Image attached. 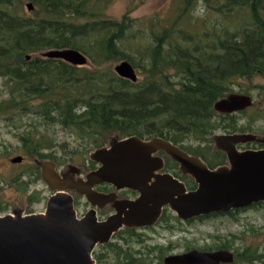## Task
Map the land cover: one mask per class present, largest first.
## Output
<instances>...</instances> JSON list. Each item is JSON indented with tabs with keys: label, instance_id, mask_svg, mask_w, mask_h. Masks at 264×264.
Returning <instances> with one entry per match:
<instances>
[{
	"label": "trees",
	"instance_id": "obj_1",
	"mask_svg": "<svg viewBox=\"0 0 264 264\" xmlns=\"http://www.w3.org/2000/svg\"><path fill=\"white\" fill-rule=\"evenodd\" d=\"M114 1L0 0V120L15 129L23 158L35 162L31 174L39 176L38 162H64L57 158L50 133L56 126L84 141L85 150L107 147L115 138H162L210 168L227 164L226 155L215 150L213 136L218 131L251 133L264 111L250 115L251 107L225 115L216 112L215 103L234 93L233 86L241 80L264 79V40L248 36L244 43L224 41V54L208 64L188 55L162 61L157 49L139 48L130 54L120 42L135 21L127 15L108 17ZM28 3L34 6L31 12ZM250 4L257 11L260 0ZM160 21L164 20L156 23ZM62 49L82 52L90 67L41 57ZM118 61L132 64L140 76L137 83L117 75L113 64ZM239 115L247 116L246 125L240 124ZM246 145L264 148L257 142ZM91 165L95 169V163ZM24 177L21 173L10 185L20 187ZM30 197L32 202L40 200ZM93 257L104 264L105 254L94 252ZM129 259L123 264L132 263ZM259 259L257 251L247 248L236 255L234 264Z\"/></svg>",
	"mask_w": 264,
	"mask_h": 264
},
{
	"label": "water",
	"instance_id": "obj_2",
	"mask_svg": "<svg viewBox=\"0 0 264 264\" xmlns=\"http://www.w3.org/2000/svg\"><path fill=\"white\" fill-rule=\"evenodd\" d=\"M29 12L34 10L27 4ZM41 57L62 60L76 67L90 64L89 58L74 49L49 50ZM31 57L28 56L29 60ZM121 78L137 83L138 72L128 61L115 66ZM254 106L250 95L233 93L218 100L215 110L220 114H233ZM215 150L227 157V164L210 168L198 156L184 151L162 138L143 140L131 136L115 138L109 146L90 153V160L98 168L85 178H62L51 163L38 162L43 179L55 190L45 213L0 216V264H97L95 249L108 244L115 234L128 227L155 225L165 208L180 220L186 221L215 213H228L264 204V148L240 150L249 143L264 145V136L251 133L216 134ZM164 152L179 163L180 170L190 175L197 188L188 191L184 183L171 174L159 173L164 161L155 157ZM24 161L22 156L11 160ZM49 162V161H48ZM73 168V174H78ZM110 184L117 190L129 189L140 195L136 200H118L114 195L100 193L96 187ZM67 191H74L93 206L79 219L74 199ZM112 204L116 214L99 221L95 207ZM230 251L188 253L169 256L167 264H222L233 263Z\"/></svg>",
	"mask_w": 264,
	"mask_h": 264
},
{
	"label": "rangeland",
	"instance_id": "obj_3",
	"mask_svg": "<svg viewBox=\"0 0 264 264\" xmlns=\"http://www.w3.org/2000/svg\"><path fill=\"white\" fill-rule=\"evenodd\" d=\"M251 1L115 0L108 8L107 15L112 19H122L127 15L135 21L120 42L121 48L127 53H134L139 48L157 49L162 61L171 62L188 55L208 64L224 54L221 47L224 41L244 43L248 36L264 40V0H260L257 11L252 9ZM157 19L164 21L156 23ZM176 21L181 22L178 24ZM120 62L114 63L113 67ZM232 89L234 93L247 94L253 98L254 106L249 110L250 115L264 111L263 78L241 80ZM239 117L241 125L248 123L247 116ZM254 128L251 133L263 135L264 118L257 121ZM50 133L56 140L57 158L64 162L44 163L53 164L62 178H85L94 168L91 165L94 162L90 160V153L94 150L82 149L85 142L59 126ZM216 134L224 132L218 131ZM193 145L197 147L198 143ZM210 146L214 150V143ZM247 147L255 148L253 145H243L239 149ZM17 156L25 157L16 131L9 123L0 120V205L5 208L0 216L14 215L15 211H21L24 215L45 213L48 200L56 191L41 177L42 167H38V177L31 174L36 167L33 160L24 159L22 163H12L11 160ZM73 168L79 170L78 174H73ZM21 173H25L24 183L20 187L10 185L12 179ZM67 193L74 198L79 215L91 210L85 198L74 191ZM30 196L39 198V202H32ZM109 212H112L111 209L106 208L103 215ZM111 243V247L105 248L106 245H102L95 249V252L105 254L104 264H123L126 262L124 259L130 256L129 261H135L136 264H158L159 260L163 263V258L171 253V244H175L176 253L190 248L213 251L225 246L237 255L251 248L257 251L260 259L238 264H264V204L236 211L232 215L212 216L192 223L179 222L169 211L154 227L127 231L114 237Z\"/></svg>",
	"mask_w": 264,
	"mask_h": 264
},
{
	"label": "flooded vegetation",
	"instance_id": "obj_4",
	"mask_svg": "<svg viewBox=\"0 0 264 264\" xmlns=\"http://www.w3.org/2000/svg\"><path fill=\"white\" fill-rule=\"evenodd\" d=\"M155 157H160L163 159L164 161V169L161 170L159 173L161 174H171L172 176H174L176 179H178L179 181H181L182 183H184L187 187V190L188 191H192V190H195L197 188V184L196 182L194 181V179L190 176V175H185L181 172L180 170V165L179 163L175 162L174 160H172L169 156H167L164 152H159L157 153L156 155H154ZM98 168V165L95 163V169ZM95 169H91L90 171H93ZM89 171V172H90ZM68 177V176H66ZM65 177V178H66ZM79 179V178H77ZM194 183L196 184L194 188H192L189 184L190 182L191 183ZM96 190L99 191L100 193H104V194H111V195H114L118 200H136L138 197H139V193L136 192V191H133V190H129V189H124V190H117L116 187H114L113 185H110V184H103L101 186H98L96 187ZM76 193V192H75ZM77 194V193H76ZM79 195V194H78ZM81 196V195H80ZM83 196H81L82 198ZM85 198V197H83ZM74 199V198H73ZM86 199V198H85ZM88 202V201H87ZM89 203V202H88ZM90 204V203H89ZM91 205V204H90ZM259 205H263L262 203H258V204H255L253 205V207L255 206H259ZM74 206L76 207V203H75V200H74ZM89 206V205H88ZM252 207V206H251ZM106 208H110L112 212H109L107 215H103V211L106 209ZM250 208V207H249ZM93 209V206L91 205V210ZM96 210V216L98 218L99 221H104V220H107L110 216L116 214V210L113 208L112 204H108V205H105L104 207H95L94 208ZM247 209V208H246ZM76 210V209H75ZM242 210H245V209H239V210H232L228 213H215V214H211V215H206V216H201V217H197V218H194V219H189V220H186V221H183V220H180L177 215L174 214V217L179 221V222H183V223H192V222H195L197 220H206L207 218L209 217H212V216H218V215H232L233 213H235L236 211H242ZM170 211L169 208H165L162 215L160 216V218L158 219V221L155 223V225L161 220L163 219V216L165 215V213H168ZM89 212V211H88ZM83 213L81 215H79V213L76 211L77 213V216L79 219H82L85 217V215L88 213ZM171 212V211H170ZM100 214V215H99ZM29 215V214H28ZM100 216V217H99ZM105 217V218H104ZM102 218V219H101ZM155 225L153 226H149V227H143V228H137V227H128V228H124L123 230H121L120 232H118L117 234H115L114 237H117L119 235H122V234H125L127 231H134L135 229H141V230H146V229H150L152 227H154ZM113 237V238H114ZM112 242V241H111ZM109 242L108 244H105V245H112L113 243ZM102 246V245H100ZM176 246L175 244H171L170 246V255L168 256H163V263L159 260L158 264H167L166 263V259L167 257L169 256H173V255H179V254H184V253H188L190 251H194V250H197V251H201V252H216V251H221V250H224V251H230L233 253L234 255V262L233 263H222V264H234L235 261H236V253L233 251V250H229V248H225V246L223 247H219L217 248L216 250H213V251H207V250H201V249H197V248H190V249H187V251H184L182 253H176ZM95 252V251H94ZM163 253L164 250H163ZM161 255V253H160ZM131 257V256H130ZM129 257V258H130ZM128 262H132V263H129V264H136L135 261H128Z\"/></svg>",
	"mask_w": 264,
	"mask_h": 264
}]
</instances>
